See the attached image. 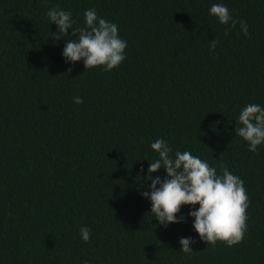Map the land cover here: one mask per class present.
Instances as JSON below:
<instances>
[{"label": "trees", "instance_id": "16d2710c", "mask_svg": "<svg viewBox=\"0 0 264 264\" xmlns=\"http://www.w3.org/2000/svg\"><path fill=\"white\" fill-rule=\"evenodd\" d=\"M218 3L248 36L239 23L225 35L209 14ZM57 6L73 28L93 8L115 23L124 61L67 62L79 34L55 40ZM250 103L264 107V0H0V264H264V144L250 152L235 132ZM158 138L244 182L240 243L202 241L188 215L198 204L181 206L184 222L155 219L142 192Z\"/></svg>", "mask_w": 264, "mask_h": 264}, {"label": "clouds", "instance_id": "9594fccd", "mask_svg": "<svg viewBox=\"0 0 264 264\" xmlns=\"http://www.w3.org/2000/svg\"><path fill=\"white\" fill-rule=\"evenodd\" d=\"M209 14L225 25V35L235 29L237 23L245 36H248V25L245 21H237L229 9L223 4H213ZM50 23H54L58 31L53 33L55 40L71 35L78 36L66 43L63 57L67 62L83 61L86 69L102 66L104 71L117 68L125 59L127 41L119 36L118 26L97 15L96 10L88 9L84 13L85 27L73 28L71 12L57 6L47 12ZM218 41L209 42L210 51H214ZM71 70H69L70 72ZM76 104H82L80 97H74ZM236 135L246 141L250 152H256L258 146L264 144V107L258 104H247L240 112L235 129ZM151 148L158 154V159L150 163L145 182L151 181L150 190L142 192V196L150 199L151 213L155 219L167 227L171 223L184 222V217L177 219L182 205H199L198 210L190 211L194 218L193 228L202 241L215 246L218 241L231 247L240 243L247 231V208L249 197L244 182L232 174L227 167L221 168V175L206 161L193 156L189 151H177L171 155L172 149L163 139H156ZM161 167L167 173L164 179L153 178L152 173ZM143 171V169H141ZM159 185V187H157ZM81 239L88 242L91 230L80 229ZM180 251L193 253L191 244L195 241L181 238ZM82 264H89L83 261Z\"/></svg>", "mask_w": 264, "mask_h": 264}]
</instances>
